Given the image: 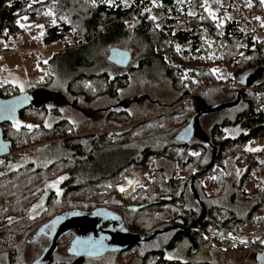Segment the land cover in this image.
Wrapping results in <instances>:
<instances>
[{"label":"trees","instance_id":"obj_1","mask_svg":"<svg viewBox=\"0 0 264 264\" xmlns=\"http://www.w3.org/2000/svg\"><path fill=\"white\" fill-rule=\"evenodd\" d=\"M154 1L161 13L169 7L173 9L176 18L172 19V24L159 29L151 27L152 20L148 15L151 3L148 0H133L132 5L125 8L108 5L106 0H0V43L6 44L10 36L20 32L18 21L23 16L36 22L43 10H52L57 24H46L42 44L64 42L65 48L50 60L51 70L56 76H49L44 87L66 75L67 94L87 101L96 100L99 96L112 98L130 83L128 75L122 74L119 68L114 73L120 75L114 79L101 72L103 67L107 68L106 64H110L107 60L100 62L98 56L92 54L98 44L110 45L117 39H128L137 47L136 66L130 68L134 70L131 74H146L142 76L150 86L159 77L178 85L177 76L166 64L168 59L178 61L175 69L179 75L188 66L200 68L194 71V76L199 83L209 87L222 84L209 71L217 64L230 71L227 80L234 85H243L256 70L264 69V41L249 22L254 20L264 28L261 0H241L247 17L238 13L231 0L217 1L215 10H209L200 3L194 4L193 14L186 4L177 9L175 0ZM234 12L238 13L237 19L222 17ZM129 15L132 22L127 26L123 19ZM181 23L185 26L177 29ZM4 86L16 90L8 84ZM215 87L225 89L232 99L211 103L196 97L188 107L182 106L183 117L178 122L173 121V117L163 119L160 115L142 122L160 118L153 121L150 129L123 133L110 144L101 135L72 137L70 125L63 121L51 125V115L45 120L44 106L34 104L21 112L20 119L40 126L42 130L41 134L19 133L3 127L4 138L12 142L14 148L36 142L40 137L65 138V141L61 149L43 152L25 164L20 163L21 159H0V264H25L21 255L35 241L36 232L43 225L65 214L93 216L103 197L101 191L108 186L116 188L129 169L137 168H145L153 174L152 183L146 188H137L131 198L107 194L106 199L110 201V207L128 204L130 200L135 203L134 212L127 208L111 207L109 210L123 219L121 225L132 236L131 239L149 240L132 242L98 257H80L63 248L69 245L67 232L58 239L49 264H123L126 263L123 257L128 254L136 257L134 264H171L163 251H172V247L181 241L190 255L202 253V249L211 250L220 241L227 243L236 229L249 237H264V176L259 183L254 179L258 186H253L248 195L243 185L250 180L252 172L258 176V171L252 170L255 162L248 163L241 175L232 171L233 165L242 158L236 155L237 149L253 139L264 137V93L243 92L236 106L218 111L206 131L201 130L209 145L199 133L189 142L175 141L177 133L188 125L193 115L236 99L232 87ZM252 87L264 90V71ZM28 110L42 114L41 120L34 121L24 115ZM63 128L69 133L63 132ZM227 128H239L238 137L227 136ZM213 147L215 159L209 167ZM195 149L200 152L197 156L188 155L189 150ZM178 156H184L183 161H179L185 170L184 178L175 176L178 164L172 157ZM154 162L152 169L148 164ZM204 170L207 171L203 173ZM203 177L206 180L201 182ZM58 179L64 180V192L60 196L51 194L43 205L40 204L44 200L41 196L43 190ZM208 185L214 186L210 193L205 191L204 186ZM203 209L204 218L199 220ZM180 212L182 227L171 226V229L170 224L177 220ZM211 235L214 240L218 239L213 244L209 241ZM259 246L253 258L254 264H258L257 255H264V239ZM216 249L227 251V247ZM209 256L213 258L185 261L184 264L230 263L223 255L210 253Z\"/></svg>","mask_w":264,"mask_h":264},{"label":"rangeland","instance_id":"obj_2","mask_svg":"<svg viewBox=\"0 0 264 264\" xmlns=\"http://www.w3.org/2000/svg\"><path fill=\"white\" fill-rule=\"evenodd\" d=\"M148 1L149 3H151L150 7L148 8V11H149L148 15H149V18H151L152 20L150 24L151 27L159 29L161 28V26L165 24L168 25L169 23L170 24L173 23L172 19L176 18V16L172 8L169 7L167 10L161 13L159 11L158 5L155 3L154 0H148ZM217 1L219 2V0H175L174 3L177 5V9H181V7L184 4H186L187 8L189 9L191 8L189 12L193 14L195 12L194 4L200 3V5H204V7L209 10H215V6H217L216 4ZM106 3L108 5L120 6L122 8H125V7L131 6L133 3V0H106ZM238 13L234 12V13L226 14L222 17L237 19L239 17ZM50 16L53 17L51 26L56 25L57 22L55 20L54 12L50 9L43 10V14L38 16V18L36 19V22H33V20L27 16H23L18 21L20 32L16 35L10 36L6 44L8 46H11L12 48L40 47L43 50L41 52L35 53L32 61L23 62L22 69H17L15 67V64L19 62L18 58L10 57V56H0V61L4 64L3 66L5 69V71H1L0 73V82L2 84H8L12 87H15L16 90L19 91L20 93L26 92V93L32 94L35 98V106H38L40 104L38 99L48 98L49 101L50 99L52 101V100H56L58 98V95L59 96L61 95L62 97L64 95L66 97L65 102L68 103L72 108H74L76 106L73 103H71V97H69L67 93H64L65 83L68 80L67 78L68 76L64 75L65 77H62L61 80L59 79V81L56 79L55 82L52 84L53 86L48 88L49 90L44 87V84L47 82L49 76H53L54 78L56 76V74L53 75V72L51 70L52 67H51L50 60L53 58V55L55 53H58L59 51L65 48L64 42H55L47 46H44L42 44L43 35L47 29L45 27L46 26L45 21ZM123 22L127 26H130L132 22L130 15L125 17L123 19ZM183 26H185V24L181 23L177 27V29H182ZM127 40L128 39L126 40L117 39L114 42H112L110 45L98 44L97 47L93 50L94 52H92V54H95L96 56H98V59L101 60L100 62H103V60L105 61L107 60L109 49L114 48V47L127 51L131 56L130 62L127 65V67H122L123 70L122 69L119 70L122 74H127L130 80V83L126 85L125 89L120 91L119 98L121 100L120 102L127 105V108L125 109L126 110L125 113L130 114L131 117L127 120L126 117L124 116V113L121 107L119 106L108 111L110 112V114H114L120 111L119 112L120 123L123 124L122 127L131 126L132 124L143 120L145 116L148 118L145 119L144 121L152 119L154 115H159V114H162L163 119L167 117H173L172 120L174 119L173 121L178 122L179 119H182L183 117V113H181L183 112L181 111L182 106L185 105L184 107H186L188 103L190 101H193V99L196 97H199L200 99H203V100L206 99V101L211 102V103L212 102L213 103H216V102L224 103L227 100L232 99L231 94L225 91V89L221 90L216 87L214 88V87H209L206 84H201L202 86L206 87L204 90H207V89L209 90L208 91L199 90V88H195V85L193 84L194 85L193 86L190 82H188V80L184 82L186 85L179 84L180 79H179L178 85L177 84L172 85L169 80L162 79L161 77H159L160 80L158 78L157 82L153 86L148 85L145 79L146 77H143L146 74L144 75L142 73L131 74L133 73L134 70H131L130 68L134 69V67L136 66L135 59L137 57V47H135L134 44L128 42ZM177 62L178 61H170L168 59L166 61V64L169 68H171L173 74H175L176 76L178 75V77H180L179 74L176 72L177 70L175 69V66L178 65ZM106 67H107V70L109 71L116 72L118 70L114 66H111V64L110 65L106 64ZM198 69L200 68H197L195 66H190V67L188 66L186 71H190L194 74V71L195 72L199 71ZM209 71L213 73L215 77H217L221 81L222 84L221 85L219 84L218 86H226L225 88L232 87L234 89V92L236 93L239 91V90H236V85L229 83V81L227 80L228 79L227 75H229L230 71H227L223 67L222 64H217L211 67ZM64 74H67V72L64 71ZM181 78H183L182 74H181ZM261 78L262 77H259V79ZM182 81H184V78L182 79ZM188 89L190 90V92H187ZM36 90H38V93ZM184 90H186V92L183 96L185 97L183 99V105L181 104L179 105V103L177 105H173V103H175V101L178 99L180 95L179 93ZM201 91H203V93ZM147 98L152 100L153 103L152 104L148 103ZM51 101L48 102L47 105H53ZM106 101L107 102H104V100H100L99 103L95 102L89 109H86L83 107L84 115L86 116V114L89 113L91 115L94 114L96 116L97 114L100 113L98 112L97 109H99L100 107H105L106 104L113 105L117 102V101H113L111 98L110 100H106ZM154 101L156 102L155 104H154ZM72 108H69V106H67V109H63V112H62L63 114L62 115L60 114L59 116L60 117H71L72 120L76 119V117H78V119H81L82 116L80 117L79 115L73 114L74 111ZM217 114H218V111L202 115V118H200L201 116L199 117L200 119L198 118L197 123H199L202 129L206 131V129L215 120V117ZM24 115L29 116L34 121L41 120V117H42L41 116L42 114H36L35 111L33 110L26 111ZM93 120H90V122H93ZM157 120H153V121L156 122ZM153 121L146 122V123H140L136 128L129 130L127 133H130L133 130H135L137 133V131H142L143 129H150V127L152 126L151 124H153ZM83 125L85 126L79 125L77 132H73L72 135L82 137L83 135H86L88 134V132L91 131L89 130V127L90 128L94 127L92 125L87 126L85 123ZM100 129H102V127L98 128L96 131ZM61 130L63 132L69 133L68 129L63 128ZM235 133H236L235 130H232L231 132H229V134L231 135ZM263 144H264V140H262L261 138L253 139L252 141L247 142L245 146L239 147L236 152V155L238 156L241 155L242 153L243 158L238 163L234 164L232 167V171L235 173V175H241L244 172L245 167L248 165V163H251L253 161L255 162V166L252 167V170L258 171L259 173L258 176L256 177L255 176L256 172H252L250 180H248L243 185L245 192L248 195H250L249 193L253 190V186H256V182L259 183V180L262 179L264 176V159L262 157L260 158L259 155H258L259 157H254V159H252L253 154H254L252 151L257 150V147H261V145ZM52 145L53 146H46V148L40 147L39 149L36 150L37 152L35 154L33 155L31 154L28 157L21 158V160H19L21 161L20 163L25 164L30 160L34 161L35 158L38 155L42 154L43 152L50 153L51 150L60 148V146L58 145H55V144H52ZM199 153L200 152L198 151V149L188 151V155L190 154L191 157H193L194 155L197 156ZM26 158L27 160H25ZM172 158L176 160L177 161L176 163L178 164L176 171H175V176H177L178 178H184L185 170H184L183 165H180L181 162H179V161H183L181 159H183L184 156H180V157L178 156V157H172ZM153 165H155V162L153 164H148L150 168L152 167L154 168ZM125 175L126 176L123 177V180L124 178H131L133 180H137L139 184H141V187L143 188L148 187V185L152 183V180L154 179L153 174H150L145 168L129 169V173ZM209 176H211V174ZM204 179L206 180V178ZM254 179L256 180V182H253ZM204 187L206 188L205 190L206 193H210L211 190L214 189V186L212 185H208ZM217 240L218 239L216 238L214 240L213 235H211V237L209 238V241L212 244L213 242L215 243ZM209 241L206 240V243ZM48 245H49V241L45 240V238H41L39 242L38 241L31 242L21 255L23 257L24 263L32 264L37 258L41 256L42 254L41 251L44 248H46ZM225 247H226V242L220 241L219 244L217 243L214 245V247H211V250L202 249L201 250L202 253L200 252L202 254L201 258H206V259L213 258L212 256H209L210 253H213L214 255H223V257L226 260H229V262L235 263V262H239L241 257H243V254L240 252L231 253L229 251H221V250L216 249V248L223 249Z\"/></svg>","mask_w":264,"mask_h":264},{"label":"flooded vegetation","instance_id":"obj_3","mask_svg":"<svg viewBox=\"0 0 264 264\" xmlns=\"http://www.w3.org/2000/svg\"><path fill=\"white\" fill-rule=\"evenodd\" d=\"M110 64L113 65L115 68L122 69V67L116 66L112 63H110ZM101 72L106 73L109 78H113V79L116 77V75H118V76L120 75V74L114 73L113 71L107 70V68H105V67H103ZM179 76L180 77H178V75H177L178 82L180 79V84L186 85L184 83V81H182V79L184 77L181 78V75H179ZM54 82L51 81L50 84L47 85V87L45 86V88L48 89L49 87L53 86L52 84ZM188 90H187V92H190V90L189 91ZM36 91L38 93V90H36ZM51 92H53V91H51ZM185 92H186V90L179 93L180 95H179L178 99L175 101V103H173V105H177L178 103H179V105L180 104L183 105V99L185 97H182V98H180V97L182 94H185ZM64 93H67L65 88H64ZM119 96H120V92H119V94H117L111 98L113 101H117L115 104H113V105H107L106 104L105 107H100L99 109L96 108L98 110V112H100L96 116L94 114L91 115L89 113H87L85 116L83 113L84 108L89 109L95 102L99 103L100 100H104V102H107L106 100H110V98L108 96H99L96 100H92V101H87L83 97L76 98V97L69 96V97H71V103H73L77 107V108L76 107L72 108L68 103L65 102L66 97L64 95H63V97L61 95L60 96L58 95V98L56 100L51 101V99H50V101H51V103H53V105H47V103L50 102L48 98H41V99H38V101L40 102V104L38 106H40V107L44 106L45 107V111L47 113L46 119H45L46 121H47V116L51 115V118L49 119V123L52 122L51 125H54L55 123H57L59 121H63L62 123H66V124L70 125L69 128L72 130V132H77L79 125L85 126V125H83L84 123L87 126L92 125L94 127H91V128L89 127V130H91V131L88 132V134L83 135V136L86 138V137H90V136H94V135H101L102 137L105 138V141L108 142V144H110V142L114 143L115 139L119 138L120 135H122L123 133H127L129 130H132L133 127L138 126L140 123L144 122V120L148 118L147 117L144 120L136 122V123L132 124L131 126L122 127L123 124L120 123V114H119L120 111L116 112L114 114H110V112H108L111 109L119 106V107H121V109L124 113V116L126 117L127 120L131 117L130 114L125 113V111H126L125 109L127 108V105L120 102L121 100H120ZM45 101H47V102H45ZM147 101L150 104L153 103V101L150 100L149 98H147ZM155 103L156 102L154 101V104ZM67 106H69V108L73 109V111H74L73 114L79 115L80 117L82 116V118L78 119V117H76V119L72 120L71 117H60L59 115L63 114L62 113L63 109H67ZM160 115H162V114L154 115V117H158ZM150 117H152V116H150ZM200 118H202V116ZM93 119H95V120H93ZM90 120H93V122H90ZM198 126H199L200 130H202V127L200 126L199 123H198ZM101 127H102V129L96 131L98 128H101ZM41 130L42 129L40 127L39 134H41ZM181 130H182V128H181ZM232 130H235L236 133L231 135V134H229V132H231ZM95 132H97V133H95ZM179 132L177 133V135L179 134ZM226 134H228L227 136H229V137H234V136L238 137L239 128H234V129L233 128L232 129L227 128ZM177 135L175 136V141L176 140L178 141V139L176 138ZM197 136H198V131L194 128V130L192 132V136H191L189 141L196 138ZM72 137H80V136H72ZM104 138H102V139H104ZM52 144H54V143L44 145L41 148H46V146H53ZM245 145H246V143L243 144L242 146H245ZM252 152L258 154L260 156V158L262 157L264 159V153H263L264 152V144L261 145V147H257V150H253ZM242 155L243 154H241V156ZM242 158H243V156H242ZM127 173H129V171ZM124 176H126V175L124 174L123 177ZM63 184H64V180L60 181L58 179L56 182H53V184H51L46 189H44L43 192L41 193V196H43L44 200L42 202H39V203L43 205L45 199H47L51 194H53L55 196H60L65 190V186ZM139 187H141V184H139V182L137 180H133L131 178H124V180L122 178L121 183L119 185H117L116 188L108 186L106 189H104L100 193L101 195H103V197L101 199V202L99 203V208L97 209L98 211L93 213V216L89 217V218L95 217V219L86 222V224H88L89 226L93 225L95 227V233H97L99 236L104 237V238L109 239V240H113L116 245H119V249L124 248L127 245L126 242L129 241L127 239V236L128 237H131V236L129 234H127L126 231L123 230L124 228L121 225L123 222V219L121 217H117V216L111 214V212H113V211H111L109 209L111 207H113L115 209L127 208L130 211L134 212L136 205H135V203H133L130 200L128 204H124V205L118 204L117 206L112 205L110 207V204L108 203L110 201H108L106 199L107 198L106 195L107 194H110V195L111 194L112 195L118 194V196L122 199H126L129 197L131 198L133 196L132 194L134 193V191ZM120 189H123V191H121ZM181 213L182 212H180V214L178 215L177 220L170 224V227L171 226L176 227V228L182 227V222H181L182 221V219H181L182 214ZM129 219H131V218H129ZM84 227H85V223L78 225V228L72 227L68 231V236L70 237L69 245L66 244L64 246V249L69 251L71 254H72L71 242L79 234L80 230L85 229ZM172 227H171V229H173ZM51 230H52V226H46L42 230L41 234H39L37 236L35 235V241L34 242H37V241L39 242V240L41 238H45V240L49 241V236L51 235ZM87 232L90 233V231H87ZM43 250L41 251V253L43 252ZM171 250L172 251H168V250L163 251L165 253L164 256L166 257L167 260L171 261V264H184L185 261L197 262L200 260V258L202 256V254L200 252H198L196 254H190L189 255L187 253V246L184 245L183 241L179 242L176 247H174V248L172 247ZM109 251H112V250H109ZM80 257H88V256H80ZM135 258L136 257L133 256V254H130V255L128 254L127 256L123 257V259L126 260V263H123V264H134ZM104 262L106 263V261H104ZM258 264H264V255H262V256L260 255V257L258 259Z\"/></svg>","mask_w":264,"mask_h":264},{"label":"water","instance_id":"obj_4","mask_svg":"<svg viewBox=\"0 0 264 264\" xmlns=\"http://www.w3.org/2000/svg\"><path fill=\"white\" fill-rule=\"evenodd\" d=\"M131 56L127 51L118 49V48H110L108 51L107 60L119 67H126L130 62ZM264 69L256 70L251 77L246 79L243 83L244 87L252 86L260 73H262ZM184 94L181 95L182 98ZM241 96V91L236 93V99L233 102L216 105L205 111H200L196 113L190 120V123L184 127L179 134L177 135V139L182 142H188L192 136V132L194 128L198 131L199 135L203 138L205 144L209 145L208 140L203 137V134L198 126L197 120L200 116L211 113L217 112L222 109L232 108L236 106L239 102ZM35 98L32 94L23 92L16 96L10 98H1L0 97V159L6 158L10 155L12 149V143L4 138L3 134V125L16 122L20 119V113L29 109L30 107L34 106ZM213 155L210 159L209 167H211L214 159L216 150L213 147ZM264 153V152H263ZM208 167V168H209ZM207 170H204L205 173ZM204 209L202 213L199 215V220L204 218ZM94 220V218H89L82 214H65L64 216L55 217L53 220L49 221L47 225H43L39 231L37 232L36 236L41 234L42 230L46 227L51 225L52 231L51 235L49 236V245L43 250L41 256L36 259L32 264H49L50 258L57 247V241L60 237L68 232L69 229L72 227H77L85 223V229L80 230L79 234L75 237L74 240L71 242L72 254L74 256H88V257H98L104 254L106 251L109 250H119V245H116L113 240L106 239L104 237L99 236L95 233V227L93 225H88L86 222ZM87 231H90L88 233ZM157 234V233H156ZM154 234L151 236V238ZM131 237L127 236L129 240L126 242L127 245H130L132 242L137 241H146L149 239H131ZM126 245V246H127ZM125 246V247H126ZM121 248V247H120ZM122 249V248H121ZM259 258V256H257Z\"/></svg>","mask_w":264,"mask_h":264},{"label":"built area","instance_id":"obj_5","mask_svg":"<svg viewBox=\"0 0 264 264\" xmlns=\"http://www.w3.org/2000/svg\"><path fill=\"white\" fill-rule=\"evenodd\" d=\"M232 5L234 8L239 11L242 15L247 17L246 9L244 8V5L241 0H231ZM261 17V16H260ZM259 17V18H260ZM53 20V17H48L45 23L47 25H50ZM249 20V19H248ZM251 27L256 31L257 36L264 41V28L260 27L257 22L254 20H249ZM43 49L40 47H16L12 48L11 46H8L7 44H1L0 43V56H10V57H16L19 59V62L15 64V67L17 69L23 68V62L25 61H32L34 58L35 53L41 52ZM181 74L183 75L184 79L188 80L192 85H195V88H199V90H204L206 87L202 86L199 81L196 80L194 74L190 71L183 70L181 71ZM193 85V86H194ZM218 86V85H215ZM213 86V87H215ZM231 86V85H230ZM235 87V86H233ZM236 90L241 91L242 93L247 92H253L258 91L261 93H264V90L262 89H256L252 86L250 87H244L243 85H236ZM17 95V91L14 88L5 87L4 84L0 82V97L1 98H10ZM26 125L31 127H26ZM3 127H8L12 131H17L19 133L22 132H40V127L37 125H32L28 121H23L19 119L16 122L9 123L6 125H3ZM264 140V137L261 138ZM65 141V138H56V139H44L40 137L36 142H28L25 146L20 148H13L9 158L13 159H21L30 156L34 152H36L37 149L40 147L51 144V143H58L60 146H63ZM254 157H259L258 154L254 153L252 159ZM7 158V157H6ZM205 179L204 177L201 179V182H203ZM236 233L231 236L230 239H228L226 243L227 251L231 253H237L240 252L243 254V257L239 260V262L229 264H253V258L259 251V243L264 239V237L255 235V236H248L243 231H240L239 229L235 230ZM243 241V242H242Z\"/></svg>","mask_w":264,"mask_h":264},{"label":"crops","instance_id":"obj_6","mask_svg":"<svg viewBox=\"0 0 264 264\" xmlns=\"http://www.w3.org/2000/svg\"><path fill=\"white\" fill-rule=\"evenodd\" d=\"M4 64L0 61V73H1V71H5V69H4V66H3ZM1 66H3V67H1Z\"/></svg>","mask_w":264,"mask_h":264},{"label":"bare ground","instance_id":"obj_7","mask_svg":"<svg viewBox=\"0 0 264 264\" xmlns=\"http://www.w3.org/2000/svg\"><path fill=\"white\" fill-rule=\"evenodd\" d=\"M22 120V119H21ZM23 121H25V120H23ZM29 122V121H28ZM30 123V122H29ZM47 140H49V139H47ZM12 143V142H11ZM54 144H57L58 146H60L58 143H54ZM64 145V144H63ZM60 147H63V146H60ZM14 148V145L12 144V149ZM12 149H11V151H12Z\"/></svg>","mask_w":264,"mask_h":264},{"label":"snow or ice","instance_id":"obj_8","mask_svg":"<svg viewBox=\"0 0 264 264\" xmlns=\"http://www.w3.org/2000/svg\"><path fill=\"white\" fill-rule=\"evenodd\" d=\"M261 3H264V0H261ZM26 127H31V126L26 125ZM120 190L123 191V189H120Z\"/></svg>","mask_w":264,"mask_h":264}]
</instances>
